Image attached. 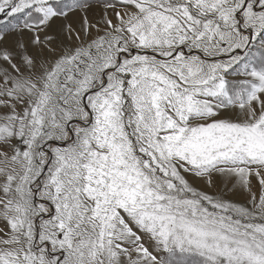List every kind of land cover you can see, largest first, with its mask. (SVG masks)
<instances>
[{"label": "snow or ice", "instance_id": "1", "mask_svg": "<svg viewBox=\"0 0 264 264\" xmlns=\"http://www.w3.org/2000/svg\"><path fill=\"white\" fill-rule=\"evenodd\" d=\"M0 264H264V0H0Z\"/></svg>", "mask_w": 264, "mask_h": 264}, {"label": "rangeland", "instance_id": "2", "mask_svg": "<svg viewBox=\"0 0 264 264\" xmlns=\"http://www.w3.org/2000/svg\"><path fill=\"white\" fill-rule=\"evenodd\" d=\"M100 11H101V9H99V8H93V9L90 11L89 15H90V17L98 16V14H99ZM5 19H7V18H5ZM72 21H73L74 23H78V22H79L78 15L75 16V17H72ZM61 22L63 23V21H61ZM14 23H15V21H13V24H14ZM60 24H61L60 21H57V25H60ZM3 27H4L5 31H9L10 28H11V25L5 24ZM55 27H56V26H54V28H55ZM15 39H16L15 35H9V36L7 37V39H6V41H5V45L8 46V47H10V46L14 43ZM201 186H202V185H201Z\"/></svg>", "mask_w": 264, "mask_h": 264}, {"label": "bare ground", "instance_id": "3", "mask_svg": "<svg viewBox=\"0 0 264 264\" xmlns=\"http://www.w3.org/2000/svg\"><path fill=\"white\" fill-rule=\"evenodd\" d=\"M60 23L62 24V22L60 21Z\"/></svg>", "mask_w": 264, "mask_h": 264}]
</instances>
